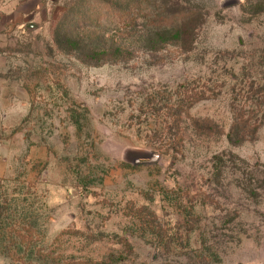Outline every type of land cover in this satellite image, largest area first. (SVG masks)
I'll return each mask as SVG.
<instances>
[{
  "label": "rangeland",
  "instance_id": "obj_1",
  "mask_svg": "<svg viewBox=\"0 0 264 264\" xmlns=\"http://www.w3.org/2000/svg\"><path fill=\"white\" fill-rule=\"evenodd\" d=\"M263 3L0 0V264H264Z\"/></svg>",
  "mask_w": 264,
  "mask_h": 264
},
{
  "label": "trees",
  "instance_id": "obj_2",
  "mask_svg": "<svg viewBox=\"0 0 264 264\" xmlns=\"http://www.w3.org/2000/svg\"><path fill=\"white\" fill-rule=\"evenodd\" d=\"M186 12H188L189 15H186ZM182 14L187 16L185 20ZM173 15H174V19L177 20V23L182 21L183 23L184 22L187 23L189 19L190 22L193 21V19L195 21L196 20L198 21L199 18L200 19L202 18L203 13H201V11H198L197 9H189V11H185L184 8H178L173 14L165 15L163 17L169 18L172 17ZM201 24H203L202 20L198 21V25L197 22L194 25H190L192 31L189 32H195L197 28L199 30ZM254 86L255 85L253 84L250 89L253 90ZM186 90L187 91L183 93L182 100L187 101V105H188L187 108L189 106H192L194 102L204 98L205 92H203L202 95H199V93L201 92L199 91L198 93V91H195V89L191 87H188ZM255 90L257 89H254L252 93H247L241 95L240 97L236 96V99L234 100L236 102V104L234 103L235 116L229 134V139L230 141H232V143L238 141L241 143L245 140L254 137L257 134L259 128L264 124V112L261 114L262 116H258L259 112L257 111L256 114L255 111H250L251 112L250 115L246 114V107L250 105L252 107L255 106L260 108V111L264 110V96H262V93H257V92L255 93ZM262 91H264V89H262Z\"/></svg>",
  "mask_w": 264,
  "mask_h": 264
}]
</instances>
